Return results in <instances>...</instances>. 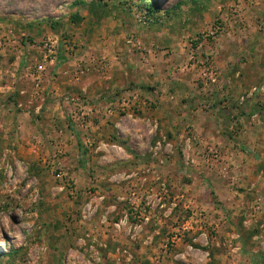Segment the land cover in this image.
I'll use <instances>...</instances> for the list:
<instances>
[{
	"label": "rangeland",
	"instance_id": "1",
	"mask_svg": "<svg viewBox=\"0 0 264 264\" xmlns=\"http://www.w3.org/2000/svg\"><path fill=\"white\" fill-rule=\"evenodd\" d=\"M0 264H264V0H0Z\"/></svg>",
	"mask_w": 264,
	"mask_h": 264
},
{
	"label": "built area",
	"instance_id": "2",
	"mask_svg": "<svg viewBox=\"0 0 264 264\" xmlns=\"http://www.w3.org/2000/svg\"><path fill=\"white\" fill-rule=\"evenodd\" d=\"M48 43L50 44V41H48ZM45 46L48 47L47 45H45ZM49 48H50V46H49ZM55 59L56 58L54 56V53L52 51H50V50H48V53L44 55V60H49L50 64H52L55 61ZM86 109H87V107H83L81 109L80 116L77 117L75 115L74 117H71L72 122L73 123L81 122L80 124H83V121H84V119L86 117V112H85Z\"/></svg>",
	"mask_w": 264,
	"mask_h": 264
}]
</instances>
